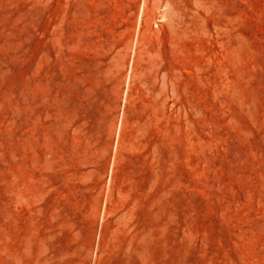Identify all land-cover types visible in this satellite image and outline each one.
I'll return each mask as SVG.
<instances>
[{"label": "rangeland", "instance_id": "obj_1", "mask_svg": "<svg viewBox=\"0 0 264 264\" xmlns=\"http://www.w3.org/2000/svg\"><path fill=\"white\" fill-rule=\"evenodd\" d=\"M0 264H264V0H0Z\"/></svg>", "mask_w": 264, "mask_h": 264}]
</instances>
